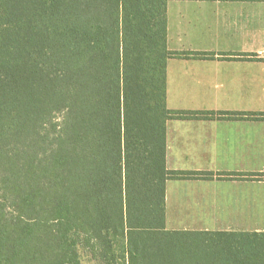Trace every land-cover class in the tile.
<instances>
[{"label":"trees","instance_id":"16d2710c","mask_svg":"<svg viewBox=\"0 0 264 264\" xmlns=\"http://www.w3.org/2000/svg\"><path fill=\"white\" fill-rule=\"evenodd\" d=\"M169 1L0 0V264H264L166 229Z\"/></svg>","mask_w":264,"mask_h":264},{"label":"crops","instance_id":"0c3cea01","mask_svg":"<svg viewBox=\"0 0 264 264\" xmlns=\"http://www.w3.org/2000/svg\"><path fill=\"white\" fill-rule=\"evenodd\" d=\"M167 19L170 50L207 53L168 60L167 107L209 117L166 123L167 169L201 174L167 180L166 229L264 233V0H170Z\"/></svg>","mask_w":264,"mask_h":264},{"label":"rangeland","instance_id":"374dc122","mask_svg":"<svg viewBox=\"0 0 264 264\" xmlns=\"http://www.w3.org/2000/svg\"><path fill=\"white\" fill-rule=\"evenodd\" d=\"M236 241V242H235ZM264 240L249 239V237L239 238H209L196 239L183 250H264ZM84 264H99L89 255H84Z\"/></svg>","mask_w":264,"mask_h":264}]
</instances>
